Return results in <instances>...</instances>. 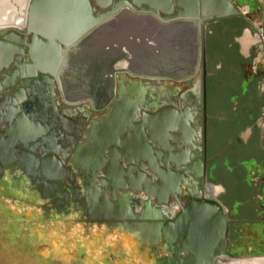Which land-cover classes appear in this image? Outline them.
<instances>
[{
  "label": "flooded vegetation",
  "instance_id": "obj_1",
  "mask_svg": "<svg viewBox=\"0 0 264 264\" xmlns=\"http://www.w3.org/2000/svg\"><path fill=\"white\" fill-rule=\"evenodd\" d=\"M18 1L17 15L0 0V203L25 216L36 253L67 264L263 259L264 206L257 217H238L215 182L205 44L212 25L240 19L241 66L264 83V0H228L238 14L189 22L162 20L175 7L159 17L125 6L109 23L123 15L152 32L116 38L101 26L60 45L52 75L31 60V0ZM171 26L180 30L164 35ZM252 128L262 139L264 107L245 141ZM205 220L212 232L204 249Z\"/></svg>",
  "mask_w": 264,
  "mask_h": 264
},
{
  "label": "rangeland",
  "instance_id": "obj_2",
  "mask_svg": "<svg viewBox=\"0 0 264 264\" xmlns=\"http://www.w3.org/2000/svg\"><path fill=\"white\" fill-rule=\"evenodd\" d=\"M9 5L20 14L22 3L9 0ZM240 23L238 18L221 21L206 36L208 143L215 182L225 189L222 199L238 217L254 218L262 212L259 204L264 206V136L261 139L258 128H252L247 141L242 135L262 113L264 89L260 85L264 83L246 75L241 66L244 60L234 38ZM23 219L24 215L20 217L8 204L0 203V264H67L36 253ZM253 223L251 227H261V223ZM248 225L241 224L244 229ZM74 263L82 264V259Z\"/></svg>",
  "mask_w": 264,
  "mask_h": 264
},
{
  "label": "water",
  "instance_id": "obj_3",
  "mask_svg": "<svg viewBox=\"0 0 264 264\" xmlns=\"http://www.w3.org/2000/svg\"><path fill=\"white\" fill-rule=\"evenodd\" d=\"M132 8L137 15L161 16L160 12L170 14L175 7L177 13L162 17V20L175 22H189L192 19L203 21L211 16L216 18L238 14V9L228 0H31L28 6L27 34H33L34 44L29 45L31 60L40 72L53 74L60 64V45L70 46L76 44L86 35L97 32L100 27L107 25L112 18L118 16L123 7ZM96 7L107 8L105 12H95ZM198 22V21H197ZM45 40H40L37 36ZM41 67H49L46 70ZM162 113V111L160 112ZM207 212V211H206ZM206 217V213L204 214ZM206 226L203 232V248H207L211 234V228ZM222 227L220 218L219 228ZM221 253V252H220ZM217 252L216 255H220ZM264 264V258L260 261H252L250 264ZM239 264L216 259L213 264ZM201 264H211L204 261Z\"/></svg>",
  "mask_w": 264,
  "mask_h": 264
},
{
  "label": "bare ground",
  "instance_id": "obj_4",
  "mask_svg": "<svg viewBox=\"0 0 264 264\" xmlns=\"http://www.w3.org/2000/svg\"><path fill=\"white\" fill-rule=\"evenodd\" d=\"M189 27V26H188ZM151 24L148 23L147 21H137V20H131V19H126L124 16H120L116 20L112 21L111 23L107 24L105 28L102 30V35H113L116 38L121 36V35H148L145 32H152ZM188 29V28H187ZM169 32L165 34V32L162 30V33L164 35H172L177 31L180 30L178 26H171L167 29ZM160 32V35H163ZM161 48L163 49L164 47L162 45L163 42L160 44ZM122 46V45H121ZM158 46H156L157 48ZM127 48V47H126ZM163 52V51H162ZM162 52H160L162 54ZM163 60V58L161 59ZM162 62V61H161Z\"/></svg>",
  "mask_w": 264,
  "mask_h": 264
}]
</instances>
